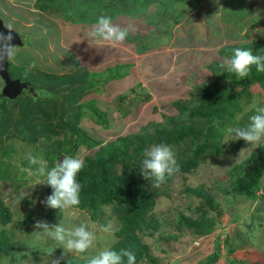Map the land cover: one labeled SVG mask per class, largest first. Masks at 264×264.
Masks as SVG:
<instances>
[{
	"label": "rangeland",
	"instance_id": "rangeland-1",
	"mask_svg": "<svg viewBox=\"0 0 264 264\" xmlns=\"http://www.w3.org/2000/svg\"><path fill=\"white\" fill-rule=\"evenodd\" d=\"M87 1L92 5L98 3V6L93 7L94 9L90 10L89 13L84 14L86 21L82 25L92 27L101 14H106L112 18L115 24L123 25L124 28L129 29V36L124 42L114 44L106 41L97 42L92 39L88 41L80 40V45H77L78 37L76 38L75 35L84 36V34L89 33V28H80L65 23L63 31L66 37L64 38L62 29H58L57 23L55 24V22L50 23V33L49 31L43 33V27L47 25H41V21L39 22L38 19L35 23L28 24L35 21L27 18L31 9H35L34 11L38 15H42L41 12L46 13L44 14L48 18L46 23L50 22V16L56 18L57 13L61 14V10L50 15L48 11L40 8L37 0H0V4L4 6V9L0 13H5L6 11L9 13L10 11L11 15H16L17 12L21 11L20 9H23V18L19 19L18 24L11 21L8 23V15L5 16L2 14V18L5 19L7 26L17 29L24 35L25 40L29 41L28 44L26 42L23 46L27 47L29 45L28 48L20 47L15 51L14 56L11 57V71L14 77L19 78L29 75V71L25 72L20 67H28L31 71H33L32 69H41L56 73L72 72L76 68L73 55L70 53L77 51L83 63H85L83 60L85 55L82 47L85 44L91 45L97 60L101 58V54L97 51L98 47H110L112 48L110 52L118 48L122 51L119 57L124 55L125 59L134 61L135 70L140 72V76L137 73L134 74V77L131 76L128 78L129 81L133 80V82L127 84V88L130 89L128 90L126 100L122 104L119 102L122 110L120 112L117 111V115L118 112L119 117H122L123 114L126 115L125 118H122L126 123L123 128L124 133L128 129H139L157 123H164L166 125L169 116L187 117V111H181L173 102L182 101V103L188 105L193 102L198 95V90L202 86L208 85L210 79L213 78L211 73H213V76H218L221 79L219 74L224 71V68H221V64L228 58L226 54L206 53L200 46H193L188 44V40H180V38L172 45H165V42L169 40L168 38L171 35L172 21L177 15L170 16L169 11L165 14L163 12L164 7L158 5L160 2L154 0ZM181 1H183L182 6L189 5V2H196V0ZM181 1L179 4H181ZM13 2L17 4L11 5ZM49 2L50 0H48ZM173 2L171 1V3ZM61 3L60 0H56V4ZM150 4L152 5V10L150 9ZM230 4L232 7H235L233 6L235 4L234 0ZM81 9V6L77 8V10ZM150 11L151 15L148 17ZM122 14L126 15V17ZM77 16L81 17V11L77 12ZM119 16L125 18L118 20ZM160 16H163L161 20H159ZM72 17H74V13ZM150 21L152 22L150 23ZM11 24L15 26H10ZM159 41L163 43L159 44ZM179 43H185L186 45L180 46ZM143 45L148 48L146 47V50L141 52V46ZM254 45L256 44L253 42V39L244 40L243 46L250 47ZM222 50L226 49L222 47ZM94 53H90L89 56L95 58ZM106 54L110 53H103V58L108 60L109 57ZM105 59L101 63L98 60L97 65L94 62L88 63L92 68L91 70L94 72L95 70L93 69L100 71V68L109 63ZM33 64L35 65L34 67H32ZM80 64L82 63L80 62ZM15 65L20 67L14 70L13 67ZM108 65L110 66V64ZM143 72L144 75L142 74ZM96 76L100 77V74L96 73ZM125 78L127 77L121 80ZM139 79H141V84L136 85ZM3 85L4 82L0 77V102H3V97L1 96ZM140 85L144 90H140ZM133 87H136V91L132 89ZM250 91V96L243 97L240 103L242 108L236 113V123L229 124L223 131V137L219 142L222 153H213V156H209L207 160L202 161L191 172L176 174L173 180L161 188L162 191L167 190L169 195H162L157 198L154 211L158 218L162 220L163 225L156 230L154 236H145L144 240L149 244L152 253L162 264H228V248L225 243L227 237H231V243L234 244L235 250L231 256L237 262L244 264H264V189L259 193V198L253 203H250L251 201L249 202L245 196L239 194L233 196L225 194L224 192V189L226 187L228 188L235 179L234 174L230 172L232 171L231 169L235 165L245 161L254 150L259 147H264V141L261 142L262 146L258 147L253 144H247L242 139L224 143L229 127L242 126L241 121H244L243 126H245L249 122V117L255 113V107H264V82L252 84ZM36 92L40 94L42 100H45L46 96H50V92L44 91L39 83L37 84ZM119 92H123V88L118 89V92L111 97V101ZM139 93L141 95L140 97L138 96ZM29 94L31 93L24 90L18 99L26 98ZM66 94V91L58 93V96L61 98L54 108L57 110V117L52 121L53 123L57 121L59 123L64 109L63 99ZM96 96L95 92L89 93L82 101L85 102ZM145 97L148 99L147 101L142 99ZM35 98L38 100V97ZM6 101L9 103V109L17 111V108L13 105L15 100L7 99ZM95 104L96 102L92 103L93 106ZM63 118L67 122L72 121L70 114L64 115ZM83 119L84 124L82 127L95 138L103 139L104 143L111 138H115L118 129L122 128L119 125L117 127H104V125L94 122L89 116H84ZM43 129H45V126H41V130ZM57 129L60 132L59 134L52 135L49 138L43 132L37 142H32L30 141V135L19 132L15 123H13L3 137L7 147L10 148L12 146L15 149L13 156L14 163L10 167L9 172L7 171L4 176L0 174V198L12 210L14 221L17 219L23 220L28 213L34 214L33 223H24L21 226L14 227L12 223L7 224L9 229H15L14 238L22 242L19 252H14V257L18 259L14 264H52L54 259H60V261L63 259H80L94 254L69 252L57 241L46 236L38 235L39 230L34 225L39 220H46L49 224H58L59 221H63L68 225L78 224L83 219H90L96 222L98 226H107L110 224L114 231L120 224V220L116 217L113 206L104 207L106 217H109L108 222L105 218L103 220L93 219L89 211L79 208L64 212L63 217L54 222H50L48 217L47 219L45 218L48 207L41 203V201H44L47 197L46 189H44L46 188V184H38L43 182V180L38 182L36 179L34 183L31 179L24 180L21 162L23 158L25 159V155L29 151L43 158L44 153L48 149L58 148L60 142L67 144V140L72 137V131L66 125L58 127ZM188 142H190L189 139ZM67 146L72 147L74 145L73 143H68ZM171 148L175 153L177 162H179L187 154L189 145L182 143ZM71 150L74 152H69L66 156H81L84 158L88 154V149L85 145H79V148L75 150L72 147ZM0 154L2 155L1 152ZM52 155L55 156L54 154ZM5 157L3 159H6ZM1 167L2 165H0V169ZM201 185L205 186L207 193L210 194V198L214 199L205 207L208 215L216 216L220 212L221 216L217 220V222L219 221L217 225L220 226H216V230L213 233L204 237H197L189 228H178V216L176 212L177 210H182L186 215L193 217H197L200 214L197 207L201 205V199L205 200V197L202 198L198 193L189 191L188 188L195 189ZM33 208L34 210H32ZM27 229L29 232H27ZM114 231L112 235L103 232L99 234L101 238L98 240L97 249L109 245L113 247L115 245L119 238L115 236ZM113 239L115 242H113ZM216 252L219 253V257L213 260L212 254ZM139 264L155 263L141 259Z\"/></svg>",
	"mask_w": 264,
	"mask_h": 264
},
{
	"label": "trees",
	"instance_id": "trees-1",
	"mask_svg": "<svg viewBox=\"0 0 264 264\" xmlns=\"http://www.w3.org/2000/svg\"><path fill=\"white\" fill-rule=\"evenodd\" d=\"M37 1L40 8L48 11L50 15L61 10V15L65 18L72 17L74 9L70 5L68 6V0H60L61 4H56V0H50L49 3L48 0ZM61 15L59 14V16ZM26 42L28 44L29 41L26 40ZM146 47L145 45L141 46V52H144ZM235 48L241 47H229L226 56L230 57ZM252 50L254 54L264 55V44L258 45ZM117 62L115 65H104L100 71L93 69L94 72L86 66L79 67L70 73H53L41 69H32L33 71H31L28 67L15 65L14 70L20 67L25 72L29 71L28 76L19 78L31 81L35 90L39 83L40 87L44 91L50 92L52 97L46 96V99L42 100L38 94L37 100L33 94H29L26 98L14 99L13 105L17 111L9 109V103L6 101L9 98L3 97V102H0V152L2 153V155L0 154V165H2L0 174L4 176L14 163L15 148L7 147L3 140L13 123L19 132L29 134L32 142H37L43 132L50 138L52 135L60 133L58 127L68 126L72 131V137L67 140V144L60 142L58 148L46 149L43 159L48 162L49 167H52L55 161L62 160L69 152H74L71 150L72 147L75 150L79 148V145L86 146L88 154L83 158L85 166L77 177L82 185V190L80 204L76 208L89 211L93 219L103 220L105 218L108 222L109 217H106L104 207L113 206L120 224L114 231L119 240L112 248L117 251L133 249L136 252L137 264L140 263L141 259L162 264L152 253L144 237L154 236L156 230L163 225L154 209L159 196L169 195L167 190L162 191L161 188L173 180L176 174L168 178L167 182L160 187H152V181L145 179L140 172L144 150L152 144L161 142L171 147L182 143L189 145L187 154L178 162L180 172L177 174L191 172L202 161L213 156V153L221 154L219 142L223 137L224 129L229 124L236 123V113L242 108L240 103L243 97L250 96L252 84L264 82V72H258L255 66H252L249 76L242 80L238 79L234 73L227 72L225 68L219 74L221 79L211 73L213 78L210 79L208 85L202 86L198 90V95L193 102L189 105L182 103V101L173 102L181 111H187V117L169 116L166 125L157 123L139 129H128L124 133L123 128L126 123L122 118H125L126 115L123 114L122 117H119V112L122 110L119 102L122 104L126 100L129 89L116 94V97L112 101L110 100L107 106L100 104L95 97L85 102L82 101L86 95L92 92L108 96L105 93L106 89H104L106 83L112 80H121V78L131 74L134 67L132 61L124 59ZM11 66L12 63L10 64V72L13 76ZM96 73L100 74V77L96 76ZM135 88H133L134 91H136ZM62 91L67 92L63 99L64 109L59 123L58 121L53 123L52 121L57 117V110L54 108L61 98L58 93ZM138 96H141L140 93ZM142 99L148 100L146 97ZM93 102H96L95 106L92 105ZM117 111H119L118 115ZM66 114H70L72 121L64 120L63 117ZM84 116H89L94 122L104 125V127H117L119 125L122 128L118 129L115 138L104 143L103 139L95 138L82 127ZM243 124L244 121H241L242 126ZM41 126H45V129L41 130ZM68 143H73L74 146L69 147L67 146ZM4 157L6 159H3ZM21 164L23 168L29 167L28 161L24 158ZM231 170L230 172L234 174L235 179L228 188L224 189L225 194L233 196L239 194L253 203L264 189V147L254 150L245 161L235 165ZM22 174L24 180L31 179L33 183L36 179L38 182L45 180L44 177L29 175L25 171H22ZM44 189H46L47 196L52 193L50 186L46 185ZM188 190L198 193L202 198L205 197L206 201L201 199V205L197 207L200 214L197 217L188 216L182 210H177L178 228H189L197 237H204L213 233L216 226H220L217 225L219 222L217 220L221 213L219 212L216 216H209L205 207L214 199L210 198V194L207 193L204 185L195 189L188 188ZM26 215L23 220L14 221L12 210L0 198V264H5L6 260L7 264H14L18 260L14 257V252H19L22 242L14 238L15 229H9L7 224L12 223L14 227L24 223H33L34 214L28 213ZM63 215L64 212L48 208L45 218L48 217L50 222H54L60 220ZM27 232H29L28 229ZM225 243L228 248V264H244L237 262L231 256L235 250L234 244L231 243V237H227ZM212 256L213 260H216L219 253L216 252ZM60 264H87V258L63 259ZM124 264H127L126 258H124Z\"/></svg>",
	"mask_w": 264,
	"mask_h": 264
},
{
	"label": "clouds",
	"instance_id": "clouds-1",
	"mask_svg": "<svg viewBox=\"0 0 264 264\" xmlns=\"http://www.w3.org/2000/svg\"><path fill=\"white\" fill-rule=\"evenodd\" d=\"M88 35L97 42L122 43L129 36V29L115 24L110 16L101 14L92 25ZM6 55L7 53L0 55V63ZM34 66L33 64L32 67ZM252 66H255L258 72H264V55L254 54L251 48H235L232 55L221 64V68L234 73L241 80L249 76ZM241 139L247 144L262 146L264 107H255V113L249 117V122L245 126L229 127L224 143ZM25 159L29 167L23 168L22 171L36 177H44V182L38 184H46L52 189V193L41 203L60 212H67L79 206L82 185L77 177L85 166L81 156H64L62 160L55 161L52 167H49L45 159L34 155L31 151L26 153ZM140 172L145 179L152 181V187L155 188L160 187L167 182L168 178L180 172V166L171 146L161 142L146 148L143 152ZM34 227L39 230L38 235L57 241L69 252L94 253L87 256V264H124V258L127 264H137L136 252L131 248L117 251L109 245L97 249L101 232L113 234L114 230L110 224L98 226L90 219H83L78 224L68 225L63 221H59L58 224H49L46 220H39ZM113 242H115L114 239ZM52 264H60V259H54Z\"/></svg>",
	"mask_w": 264,
	"mask_h": 264
},
{
	"label": "crops",
	"instance_id": "crops-1",
	"mask_svg": "<svg viewBox=\"0 0 264 264\" xmlns=\"http://www.w3.org/2000/svg\"><path fill=\"white\" fill-rule=\"evenodd\" d=\"M154 1L160 2L158 3V5L164 7L163 12L165 14L169 11L170 16H173L174 14L177 15V17H175L174 20L172 21L171 35L168 38L169 40L165 42V45H172L173 43L178 41L177 40L178 38H180V40L186 39L189 41L188 44H191L193 46H200L206 51V53L213 52V53H217L218 55L219 54L221 55V54H226L227 51H229V47L236 46V47H241V48H255L258 45L264 44V0H234L235 4L233 6L235 7H232L230 4L232 0H196L195 3L189 2V5H184V6H182L183 1L181 0H161V1L154 0ZM171 1H174V2L171 3ZM180 1H181V4H179ZM15 4L17 3L13 2L11 5H15ZM67 4L68 6L70 5L74 9L72 12V15L74 13V17L65 18L61 14L60 15L62 17L59 16V14H57V17L59 18L50 17V22L46 23V21L48 20V18L44 16V14L46 13L41 12L42 15L40 14L38 15V13L34 11L35 9L34 10L31 9L29 11L30 14L28 15L27 18L31 20H35V21L28 23V24H33L38 19L39 22L41 21V25H44V26L45 24L47 25L46 27H43V33H46L48 31L50 33V23L51 22H55V24L57 23L56 25L58 26V29H62V31H63L64 24L66 23L71 26L75 25L80 28H85V29L89 28V32H90L92 27H89V26L85 27L82 25V23L86 21V19H84V16H85L84 14L89 13L90 10L94 9L93 7H97L98 3L92 5L87 0H68ZM11 5L10 7H12ZM79 6L82 7L81 10H77ZM3 9H4V6L0 4V12H2ZM150 9L152 10L151 4H150ZM20 10L21 11L17 12L16 15H11L10 11L9 13L6 11L5 13H0V16L2 17V14L5 16L8 15L9 16V19H7L8 23L11 21L13 23L18 24L19 19L23 18L22 17L23 9H20ZM78 11H81V17L77 16ZM156 12H159V11H156ZM150 15H151V11L148 17ZM123 16L126 17V15H123ZM44 17L46 18V20ZM125 17L119 16L118 20L120 18L124 19ZM162 17L163 16H160L159 20H161ZM190 17H191V20H190ZM144 18H145V15H144ZM151 22L152 21H150V23ZM12 25L15 26L14 24H11L10 26ZM121 27H123V25ZM259 34L261 35L258 37ZM62 35L64 38L66 37L64 31L62 32ZM87 35L88 34H84V36H80L76 34L75 35L76 38L78 37L76 44L80 45L81 43L80 40L88 41V40L93 39ZM246 39H251V40L253 39V42L256 45L250 46V47L243 46L244 40ZM160 43H163V42L159 41V44ZM179 45L184 46L186 44L179 43ZM28 47L29 45L23 48H28ZM82 47L84 51L83 53L85 55L83 59L85 63H83L77 51L76 52L73 51V53H70L71 55H73V61H74V65L76 69L77 67L79 68V67H86V66L89 69H92L88 63L94 62L97 65L98 60H99V63H101L103 59H105L103 58V53L105 52L110 53V54H106V56L109 57V59L108 60L105 59L106 62H109L108 64L110 65H113L117 61H121L125 59L124 55L119 57V54L122 51H120L118 48H115L114 50H112V52H110L112 49L110 47H104V46L98 47L97 51L98 53L101 54V58L97 60V57L95 56L94 50L93 48H91V45L85 44V46H82ZM222 47L225 48L226 50L221 51ZM19 48L20 47H16L14 49L12 57L14 56L15 51ZM101 48H103L104 50ZM20 50L18 51L20 52ZM90 53H94L95 58H92V56H89ZM110 60L113 62H111ZM125 60H128V59H125ZM80 62L82 64L79 65ZM132 63H134V61H132ZM108 64L106 65L109 66ZM103 68L104 66L100 68V70H102ZM53 73H56V72H53ZM137 73L139 74L138 76H140V72L136 71L135 68L133 67L131 74L126 75L125 77L127 78H125L124 80L109 81L104 86V89H106L105 93L108 96H105L102 93L97 94L96 92L95 93L97 95L96 97L98 96L99 97L98 98L95 97V98L100 104L102 103V104H105V106H107V103L111 100L110 98L113 95H115L116 92H118L119 88L120 89L124 88L123 92L127 91L128 89L127 84L133 82V80L129 81L128 78L131 76L134 77V74H137ZM142 74L144 75V72ZM140 80L141 79L137 81L136 85H138V83L141 84ZM140 90H143L141 85H140ZM123 92H119V93H123Z\"/></svg>",
	"mask_w": 264,
	"mask_h": 264
},
{
	"label": "water",
	"instance_id": "water-1",
	"mask_svg": "<svg viewBox=\"0 0 264 264\" xmlns=\"http://www.w3.org/2000/svg\"><path fill=\"white\" fill-rule=\"evenodd\" d=\"M25 44L26 40L24 35L14 27L7 26L4 19L0 16V55L7 53L6 58L0 63V77L4 82L1 92L2 97L14 100L17 99L24 90H27L35 97L38 96L31 81L13 77L10 72L11 57L14 49L16 47H23Z\"/></svg>",
	"mask_w": 264,
	"mask_h": 264
}]
</instances>
